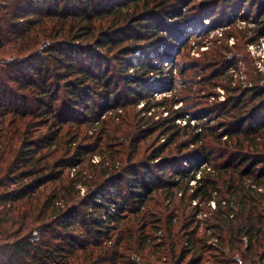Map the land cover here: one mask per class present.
Returning a JSON list of instances; mask_svg holds the SVG:
<instances>
[{
	"label": "trees",
	"instance_id": "trees-1",
	"mask_svg": "<svg viewBox=\"0 0 264 264\" xmlns=\"http://www.w3.org/2000/svg\"><path fill=\"white\" fill-rule=\"evenodd\" d=\"M235 31L258 42L264 0H0V264H264V77L233 84ZM201 81L224 100L177 106Z\"/></svg>",
	"mask_w": 264,
	"mask_h": 264
},
{
	"label": "rangeland",
	"instance_id": "rangeland-1",
	"mask_svg": "<svg viewBox=\"0 0 264 264\" xmlns=\"http://www.w3.org/2000/svg\"><path fill=\"white\" fill-rule=\"evenodd\" d=\"M207 24L208 23H206V25ZM225 24L226 23H222V25L220 27H217L216 29L210 31V33H208L207 36H204L205 34H203V29H200L199 31L194 32L191 39H189L187 41L186 46H184L181 49L180 55L176 56V58L174 59V63L177 64L176 68H179L180 65H183V63H185V62L195 61V60L200 59L201 55H202L201 52H205L206 50H209V48L211 47L210 41L212 40V38L218 37V39H221V38L223 39L224 36L221 34L225 30H231L230 28H232L234 26L241 27V28H244V27L249 28L252 25L251 23H249V24H247V22L245 23V21H243V20H239L238 22H234L232 25L230 23H229V25H225ZM249 32H250V30L247 33H249ZM238 34H239V32L235 31L233 34L230 33L227 35V36H229V39L226 41V43H227L226 45L232 46L233 44H235V45H237V48H238V50L237 49L232 50L231 53L228 55V57L231 58L229 60L234 62V64L231 65L232 72L231 71H228V72H229V74H231L233 84H235V85L240 84L242 86V85H244V83H248L250 81L249 75H253V76L257 75L255 71H257L258 73H260L262 75V77H264V66H263L264 63L260 60L261 58L258 56V52H259L258 48H256L254 50V52L252 53L249 49V46H247L248 44L244 43V40L243 39L241 40L240 37L238 36ZM204 42H206V43H204ZM198 43H202V47L197 48ZM235 52H237L236 57L233 55ZM258 62H260V68H257ZM169 67H170V65L166 66L167 71L169 69H173V67L172 68H169ZM259 70L262 73L259 72ZM176 73L177 72H174L175 76H178ZM201 82L202 83L200 85L196 84L193 87V89L201 88L200 96L196 97V95H195L193 97V99H189V100H185V101H183L181 99L180 104H178L177 106L188 107V106H190V104H196L197 103L196 105H194V111L198 112V110H200L202 108L199 105L200 97H203V100H205L204 103H207V104H211L213 102H219V101L224 100L225 92L223 91V89H221V86L216 85L215 87H211L208 83L203 82V81H201ZM177 85H179V84H177ZM173 93H175V92L173 91ZM163 94L167 95V94H170V92L167 91V92H163L161 94L155 93V96H153V97H154V99H158ZM141 106L142 105L139 104L137 106V108L139 109ZM154 110L155 109H153L151 111L153 112ZM186 116H188V115H185L184 117H186ZM195 117L196 116L194 115V116H190L187 119H191V120H193V122H195V120H196ZM215 122H217V121H213L212 123H215ZM177 123L182 125L181 121H179ZM152 141H153V138H150L146 143H144L142 145H144L145 147H148L149 146L148 144H151ZM161 142H162V139L158 142V144H160ZM153 147H154V145H152L148 151L149 152L152 151ZM149 152H147V153H149ZM125 157H126V155H124V159H125ZM35 232H33V235Z\"/></svg>",
	"mask_w": 264,
	"mask_h": 264
},
{
	"label": "built area",
	"instance_id": "built-area-1",
	"mask_svg": "<svg viewBox=\"0 0 264 264\" xmlns=\"http://www.w3.org/2000/svg\"><path fill=\"white\" fill-rule=\"evenodd\" d=\"M204 22L207 23V20H204ZM240 23H241V22H240ZM242 23H243V22H242ZM248 46H249V49H250V51H251L252 53L254 52V50H255L256 48H258V50H259V52H258V56L261 58L260 60L264 63V35L258 40V42L251 43V44H249ZM257 66H258L257 68H260V62H258ZM263 66H264V65H263ZM229 71L232 72V68H230ZM259 72H261V71L259 70ZM261 73H262V72H261ZM186 119H187V116H186V117H183V118H181V119H177L176 121H177V122L181 121V123L184 124ZM190 123H194L193 120H190ZM95 160H96V159H95ZM204 167H205V166H199V169L196 170V172H195V176H196L197 178L199 177V174H200V168H204ZM193 183H194V180H191V181H190V184H193ZM253 187L256 188L257 191L264 192V186H262V185H260V186H255V185H253ZM195 203H196V202H193V205H195ZM209 206H210L211 208H214V207H215L214 201H210V202H209ZM204 216H206V212H205V213H202V212H201V213L196 214V217H204ZM34 235H36V232L34 233ZM35 238H36V237H35ZM214 241H215V239L211 238V239H209L207 242H208V243H213ZM243 241L246 242V238H243ZM133 259H134L135 261H138V260H139L138 256H133ZM235 259H236V261L240 262L238 256H237Z\"/></svg>",
	"mask_w": 264,
	"mask_h": 264
}]
</instances>
